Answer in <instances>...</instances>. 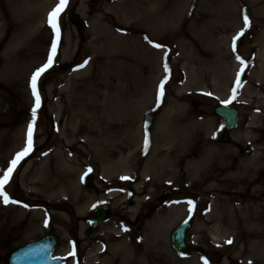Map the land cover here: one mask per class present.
I'll return each mask as SVG.
<instances>
[{"label":"rangeland","instance_id":"obj_1","mask_svg":"<svg viewBox=\"0 0 264 264\" xmlns=\"http://www.w3.org/2000/svg\"><path fill=\"white\" fill-rule=\"evenodd\" d=\"M12 2L0 0V126L9 121L14 129L23 128L19 133L27 147L13 154L11 162L0 172V264H6L5 256L12 248L7 242L16 226L21 227L19 241L37 238L53 228L59 236L55 253L63 256L66 264H98L97 256H88L94 248L90 250V237L85 233V216L101 204L110 208L108 224L117 225L124 218L131 221L137 214L149 218L138 229L139 248L127 245L119 257L122 262L107 253L99 264H189L193 257L205 264H264L254 261L251 254L261 253L264 242L254 246L257 239L253 238L249 243L248 230L214 235L208 231L213 223L203 225L212 201L209 192H203L206 186L215 184L220 197L235 196L237 200L247 199L253 189L264 190V102L258 101L255 94L264 93V86L256 84L251 92L246 91L247 85L262 80L254 72L259 61H264V0H166L165 7L156 6L152 12L150 5H140L139 0H52L45 12L46 6H32L23 13ZM70 11L77 12L86 23L83 42L78 40L76 28L66 16ZM134 11L154 22L135 20ZM197 14L206 16L198 20ZM31 16L33 29L29 31L27 23ZM162 17H166L169 27L161 31L155 21ZM200 28L205 35L203 41L196 37ZM20 32L29 39L17 41ZM237 36L240 39L235 44ZM186 43L197 58L208 62L211 71L203 79L207 84L200 79L202 70L208 71L207 68L184 58L183 54L190 52ZM59 64L66 67L58 68ZM222 68L227 69L224 74L229 79L226 96L215 95L214 91L215 83L222 81ZM239 73L245 74L241 82L236 80ZM107 85H115V91L107 89ZM89 90L130 99V126L138 129L140 146L145 152L153 145L158 153L171 152L168 156L173 155L178 165L169 167L182 174V178L176 177L175 184L164 186L143 184L140 200L135 203L134 183L124 179L126 175L122 174L116 186L108 189L102 182L100 166L76 156L82 163L76 177L85 193L95 195L92 204L79 215L74 200L45 199L35 188L38 184L29 179L26 160L38 152H50L60 143V125L67 114L60 107L68 105V97L74 98L77 107L84 106V100H90ZM224 103L239 110L238 124L227 142L220 140L222 121L213 114L214 107ZM125 114L127 111L123 110L122 116ZM148 114L153 121L145 127ZM203 118L208 121L206 132L202 129ZM33 131L40 132L36 139L30 135ZM208 137L231 154L211 165L209 171L194 174L197 169H193L187 177L186 168L198 165L206 150L204 139ZM36 144L42 146L37 148ZM247 146L257 148L261 157L243 177L238 172L247 155L243 147ZM72 153L75 154L74 149ZM86 171L92 175L94 188L81 180ZM205 175L211 180H206ZM235 190L239 192L231 194ZM177 199L185 209L177 221V217L173 219L165 235L156 229L158 220L153 219ZM187 219L192 221L186 236L191 248L186 256H180L170 248L169 234ZM197 225L206 231L195 233ZM72 226L78 227V260L69 251ZM131 230L129 236L133 238L136 228ZM117 232L113 229V234L96 233L92 238L108 234L113 238ZM161 235L164 236L157 243L155 240ZM121 241L123 244L126 240Z\"/></svg>","mask_w":264,"mask_h":264},{"label":"bare ground","instance_id":"obj_2","mask_svg":"<svg viewBox=\"0 0 264 264\" xmlns=\"http://www.w3.org/2000/svg\"><path fill=\"white\" fill-rule=\"evenodd\" d=\"M12 3H16L17 9L21 12H29L30 8L34 6H46L45 12L48 6L51 4L52 0H11ZM166 0H144L145 4L150 5L151 12L154 7H165ZM138 2V1H137ZM140 5L144 3L142 0H139ZM161 9V8H160ZM146 12V11H145ZM23 13V12H22ZM147 13V12H146ZM44 14V13H43ZM24 15V14H23ZM32 15V14H31ZM30 16V15H29ZM132 16L135 20L143 21H152V18L145 19L142 18L139 14H136V11L132 13ZM205 14H197L196 18L198 20L203 19ZM195 17V16H194ZM196 20V18H194ZM20 18H22V14H20ZM154 19V18H153ZM157 23L158 27L162 31L164 28L169 27V23L166 21V17H162L158 19ZM33 18L32 16L28 19V28L31 31ZM195 24L193 23V27ZM197 28V27H196ZM198 33L196 37L199 40L205 38V35H202L201 28L196 30ZM22 32L17 34V41L23 42L27 41L25 37H23ZM186 36L184 34V40ZM190 43V42H189ZM188 45V43H186ZM192 46V44L190 43ZM183 55H185V59L188 61L198 62L200 65L207 68L208 71H203L200 76L201 82L207 84L203 79L208 75V72L211 71L210 66L205 62L204 58H197L193 50L189 49V45L187 46V51ZM212 68V67H211ZM225 68L221 70V79L218 84L215 83V95L218 96H226L228 92L229 79L228 76L224 73ZM227 70V69H225ZM255 77H262L260 82H252L247 85V92H251L256 84L259 86H264V61H259L255 72ZM227 76V77H226ZM15 77V74H14ZM107 89H112V92L115 91V85L110 87L106 86ZM88 94L90 96V100L85 98H81V100L85 101L84 106H79L74 103L73 97L68 100L67 106L60 107L61 112H66V118L62 125H60V134L59 144L54 145L53 150L50 152L42 153L38 152L37 154L30 155L28 157L27 164L25 169L27 172L29 171V179L30 181L36 185L35 187L41 195L45 199H49L50 201L54 200H63L70 199L74 200L78 204L77 213L82 215L92 204V201L96 198L94 194L85 193L79 184L76 174L77 171L82 167V163L79 159L83 158L85 160L94 162L97 166H100L99 169L102 171V179L103 183H105L106 187L112 188L116 186V184L120 181V177L122 174L126 175V179L129 182L134 183L132 186L133 199L134 202H138L141 195L140 190L143 184H159V186H164L169 183L175 184L173 181H177L182 178V174H179L174 168H170L169 166H174L177 168L178 162L177 159L174 162L173 155L168 156L171 152L167 153H158V151L154 148L155 146H151L148 148V151L145 152V149L141 147V136L139 134L138 129H131L132 117H130L129 110V100L123 99L118 94H99L95 93L94 90H89ZM257 100H262L264 102V93L260 91L255 92ZM121 97V98H120ZM66 100V99H65ZM93 101V102H92ZM71 108V109H70ZM67 109V110H66ZM123 110L127 111L125 116H122ZM59 122L61 118L58 117ZM208 121L203 118L202 120V129L206 132V128ZM0 126V172L3 168L11 162V157L16 152L26 150L27 144H24V139L21 137L20 133L23 128L14 129L15 127L12 125V122L6 121L2 123ZM251 129V128H250ZM212 130V129H210ZM254 130H248V133H252ZM208 132V130H207ZM211 132V131H210ZM31 136L36 137L40 135V132H32ZM138 135V136H137ZM247 135V132H246ZM41 139L37 138V141ZM206 142L204 148L206 149L203 152L202 157H200L197 163V166H191V168H187L185 170V175H191L192 170H196L194 172L198 174L200 170H207L216 164H218L219 160H226L227 157L231 154L232 151H226L221 146L216 145L211 142V138H205ZM12 143H15L12 146ZM249 143V142H248ZM9 146V147H8ZM25 146V147H24ZM37 148L41 147L42 144H36ZM248 147V146H247ZM243 147L242 151L246 150V157L242 161L239 167V174H242L243 177L249 173L252 168L260 162L261 155L258 153L257 148L255 147ZM11 151H9V149ZM74 149V153H72ZM54 151V152H53ZM53 152V153H52ZM168 161L170 163H166ZM39 165H38V164ZM36 167H33L34 165ZM196 164V163H193ZM188 172V173H187ZM35 177V180L33 178ZM209 175H205V179L208 180ZM184 177V175H183ZM123 179V178H121ZM211 180V179H209ZM213 181V180H212ZM182 184L183 180L180 181ZM106 188V189H107ZM204 193H208V197L210 196L212 201L211 212L208 216L203 218V225L207 226L209 223H213L212 227L208 229L212 234H231L234 233V230H248V242L253 238L257 239L254 246H258L260 242H264V190L263 189H253L248 192L247 199L237 200L235 196L229 197H220L218 192L215 189L214 185H208L204 188ZM231 194L235 192H239L238 190L230 191ZM221 193V192H220ZM139 198V200H138ZM174 202L171 207L164 209L156 214L157 216L153 219L155 221L158 220L155 227L156 229H161L163 234H167L168 227L173 224V219L177 221L180 215L184 211V205H182L181 201ZM199 200L202 201L203 198L199 197ZM165 212V214H162ZM174 221V222H175ZM202 231H206L205 227L202 225H197L195 233H202ZM161 233V234H162ZM164 235H161L155 241L158 242L159 239ZM253 244V241H252ZM127 244L125 245V247ZM124 250L123 245L121 246V251ZM120 251L118 245H115L113 248V252ZM253 255V259L256 262L264 261V245L262 248V252L259 254H255L251 251ZM174 260V259H173ZM123 261V259L121 260ZM189 264H205L198 257H193Z\"/></svg>","mask_w":264,"mask_h":264},{"label":"water","instance_id":"obj_3","mask_svg":"<svg viewBox=\"0 0 264 264\" xmlns=\"http://www.w3.org/2000/svg\"><path fill=\"white\" fill-rule=\"evenodd\" d=\"M68 18L72 21V23L76 26L79 40H84V22L81 18L76 17L74 11L68 13ZM65 65H60L59 68H64ZM215 113L220 115L225 122V133H227L230 129L234 128L237 123L238 113L234 109H230L228 107H218L215 109ZM150 117H147L146 124H149ZM222 140H227V135L222 136ZM84 183L92 187L91 176L90 174H86L83 177ZM109 209L107 206H101L97 208L91 216L93 226L98 225L103 222L107 216L109 215ZM190 221L184 222L180 227H178L171 236L172 244L176 250H178L181 254H187L190 251V247L186 244L185 234L190 227ZM48 241L50 244H45L40 242L38 244H32L23 249L17 250L14 252V258L12 260V264H60V261L57 259L50 258L51 249L53 247L54 240L53 238L48 237ZM10 262V261H9Z\"/></svg>","mask_w":264,"mask_h":264},{"label":"flooded vegetation","instance_id":"obj_4","mask_svg":"<svg viewBox=\"0 0 264 264\" xmlns=\"http://www.w3.org/2000/svg\"><path fill=\"white\" fill-rule=\"evenodd\" d=\"M148 218H149V216H146V215L140 216L139 214H137L133 218V220L130 221L129 219H125L124 218V219L120 220L117 225L116 224L115 225L108 224V221H106L105 223L100 225L95 231L92 230V227L89 224L88 227H87V230H88L87 231V233H88L87 237H90V239H89L90 240L89 241L90 250H92L93 248L94 249L97 248V250H96V253H94V249H93L91 252H89L88 256L90 258H92V256L95 255L101 261V260H103V258H102L103 256L106 257L107 253H111V256L113 258L117 259L118 261L120 260V262H122L121 261L122 259H119V257L121 256V254L123 252V251H121V246L123 245V247L126 249L127 248V246L125 247L126 244L129 245V246L135 244L137 246V248H139V243H141V240H140V232H139L138 229H140V227H142L147 222ZM132 227L136 228V232H134V237L133 238H132V235L129 236V234H131V232H133L131 230ZM101 229H105V231L98 232ZM113 229L118 231L117 233L114 234V235H116V237L114 236L113 238H110L109 234L108 235L105 234L106 236L102 235L101 238L100 237H97L95 239L92 238L94 236V234H96V233L103 234V233L107 232V233L113 234L112 233ZM171 232H170V234H171ZM170 234H169V236H170ZM120 235H121V237H120ZM123 238H125L126 241L123 244H121V242H123V241H121ZM19 239H20V237H18V236L15 237L11 233V235H10V237L8 239L7 245L11 246L12 248L8 249V251H7L8 254L12 251V249H14V248H16L18 246H21V245L25 244L26 242H28V241H25V240H20L19 241ZM32 240H34V239H32ZM56 241H57V238H56ZM14 243H16V244L14 245ZM72 243H73L74 247L75 246L78 247L80 245V242L78 240H76V239L73 240ZM169 243H170V241H169ZM58 244H59V238H58L56 247L58 246ZM115 245H118L120 251L113 252V248H114ZM170 248H172L171 245H170ZM99 260L97 262H99Z\"/></svg>","mask_w":264,"mask_h":264}]
</instances>
